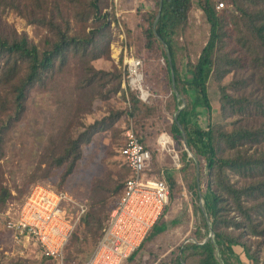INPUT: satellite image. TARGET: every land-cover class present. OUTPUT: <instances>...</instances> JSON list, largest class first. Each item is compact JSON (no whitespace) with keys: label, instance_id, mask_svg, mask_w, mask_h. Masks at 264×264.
Listing matches in <instances>:
<instances>
[{"label":"trees","instance_id":"trees-1","mask_svg":"<svg viewBox=\"0 0 264 264\" xmlns=\"http://www.w3.org/2000/svg\"><path fill=\"white\" fill-rule=\"evenodd\" d=\"M192 1L151 0L149 7L137 8L139 20L133 30H126V51L141 58L143 82H148L152 72L165 74L171 88L165 110L176 112L183 105L172 119L170 133L177 139L184 131L189 150L207 175L204 187L197 186L194 176L189 187L202 199L214 241L205 240L209 227L198 206L204 236L197 230L199 242L179 247L178 253L161 264H187L194 256L199 264H220L216 249L222 264H264V144L241 147L259 130L236 126V118L231 119L230 130L220 122H211L208 96V80L212 78L223 119L230 116L233 108L241 111L250 104L264 112L262 98L231 94L232 82H224L225 75L236 68L264 67V0H221L225 6L222 2L219 9L216 0H196L207 24V36L193 59L187 37ZM108 4L109 0H0V160L10 131L25 115L29 94L37 91L50 100L45 144L29 180L46 179L55 169L62 168L60 186L80 159L81 146L95 133L111 128L123 112L131 117L135 127H143L161 109L158 99L145 103L136 91L123 89L119 68L95 65L96 61L109 58V46L114 40L110 25L114 15L106 9ZM8 10L34 26L37 41L25 32H17L6 21ZM157 51L164 60L163 66L145 61L144 54L154 58ZM179 52H183L182 64ZM125 91L128 107L110 109L106 117L84 122L83 116L96 100H109L117 92L124 99ZM204 114L206 125L199 121ZM107 118L111 120L108 125ZM136 135L147 148L144 137ZM180 159L186 168H195L186 150ZM125 170L127 174L126 165ZM2 174L0 164V210L12 199L2 183ZM231 175L237 178L232 180ZM126 176H118L114 185L111 180H95L91 197L86 199L87 209L65 247V263L73 264L74 255L70 258L68 251L71 246L77 253L90 246L79 264L91 254L108 217L109 212L103 209L106 198L113 193L121 195ZM235 247L245 254L246 263Z\"/></svg>","mask_w":264,"mask_h":264},{"label":"rangeland","instance_id":"rangeland-1","mask_svg":"<svg viewBox=\"0 0 264 264\" xmlns=\"http://www.w3.org/2000/svg\"><path fill=\"white\" fill-rule=\"evenodd\" d=\"M144 4V1L151 5V0H139ZM196 0H193V4L189 13V26L187 30V37L189 40L188 48L190 50V57L193 59L198 53L202 43L207 36V24L205 23L202 11L197 7ZM216 4L221 0H216ZM224 3V1H222ZM111 1L109 0L108 10ZM142 5V4H140ZM225 6V3H224ZM143 8V6H137L135 9V18L133 24L122 23L124 34L121 31H115L112 28V34L114 37L110 43V54L108 59H100L95 62L97 67H103L110 69L116 66L122 71L123 76V59L125 54L131 56L126 51V30H133L136 22H138V11L137 8ZM6 21L13 26L17 32H25L29 38L34 41L38 40V36L34 34V26L28 24L22 17L14 13L12 10H8L5 14ZM122 22V21H121ZM111 25V23H110ZM42 33L44 30L41 31ZM125 35V40L119 42L118 33ZM178 40L183 44L182 37ZM185 41V40H184ZM121 45V51L118 54V61L113 58L116 55L119 46ZM182 46V45H181ZM116 49V51H114ZM115 53V55H114ZM155 57H147L146 62H152L164 65L163 58L158 55V51ZM179 59H183V52H179ZM184 61V60H183ZM143 71V66H142ZM144 72V71H143ZM166 75L161 72H152L148 75V82L144 81L143 86L151 94L145 103H153L158 101L160 103V111L156 113L150 120H147V124L143 127H135V123L131 117L123 112L120 119L113 124L111 128L99 131L95 133L89 140L81 146V157L78 160L73 172L68 175L64 183L60 186L59 175L62 168L55 169L49 177L43 180H29L32 175V170L38 162L41 154L45 139L47 136V125L49 121V112L51 107L49 106L50 100L46 99V96L37 91H32L27 100V109L24 117L18 122L13 129L10 131L7 142L4 147V156L0 160L1 167L3 169L2 183L10 191L12 199L9 200L14 210L19 203L26 196L30 188L34 184H46L53 188L63 189L75 197L84 198L89 200L91 197V187L97 178L104 181L111 180L110 184H116V178L118 176L127 175L125 165L120 155L118 154V148L123 141V127L130 123L137 131L138 135H142L144 138V144L150 150L151 153V164L148 174L159 178L166 179V172L171 170L176 178L179 180L181 188V196L190 204L192 210V216L190 215L189 220L182 224L184 230L183 238L175 244L168 251L160 256H155L154 260L150 264H161L167 261L170 256L174 253L179 252V247L191 242H199L201 237H196L195 232L200 230L202 237L204 236L205 230L203 229V222L198 206L202 202V199L197 195L195 191L189 187L192 183V176H194L197 186H205L207 180L206 170L204 166L199 165L197 158L191 152L192 156L187 154L193 159L195 168L192 169L185 167V163L181 161L180 155L186 149L182 142V136L177 139L173 138L170 133V125L174 118L175 111L172 109L165 110V101L170 98L171 88ZM225 83L232 84L229 86V92L231 94H243L246 93L251 97L262 98L264 103V67L259 70L257 68L246 67L236 68L232 72L228 73L224 77ZM122 83V82H121ZM208 96L212 106L211 109V122H220L228 130L231 129V119L236 118V126H246L248 129L259 130L258 135L253 138L246 139L243 141L241 147L251 146L260 147L264 144V133H260L264 129V112L257 110L253 105H249L244 110H237L233 108L230 110V116L225 117L219 112L218 98L219 93L216 88V84L210 78L208 80ZM158 99V100H157ZM129 106L128 100L122 98L121 93H116L109 100H96L92 106V109L83 116L85 123L93 122L95 119L106 117L109 114L110 109H122ZM105 124L110 123V119L105 120ZM199 121H202L203 125H206V114L201 115ZM165 134L169 137L170 142L163 149L158 143L159 136ZM263 140V141H262ZM196 161L198 164V170L196 169ZM232 180H235L237 176L231 175ZM167 180V179H166ZM113 181V182H112ZM168 182V181H167ZM22 192V193H20ZM20 194V195H19ZM116 193L108 195L103 207L105 213L109 212L110 208L114 205L117 200ZM170 202V197H169ZM165 206L163 213L157 221H159L165 214L167 206ZM156 225V223H155ZM80 236L83 238V232L80 230ZM209 232L206 234L208 236ZM236 252H240L239 247H235ZM90 250L89 244L85 246L84 251L77 253L76 249L71 246L68 251L74 255L73 264H79ZM241 260L246 263L247 258L243 252H240ZM65 260V258H64ZM0 264H56L52 260H46L40 254L37 246L32 241H22L20 243L12 242V239L8 232L0 227ZM187 264H199L198 257H191L187 260Z\"/></svg>","mask_w":264,"mask_h":264},{"label":"built area","instance_id":"built-area-1","mask_svg":"<svg viewBox=\"0 0 264 264\" xmlns=\"http://www.w3.org/2000/svg\"><path fill=\"white\" fill-rule=\"evenodd\" d=\"M110 1L108 11L114 15L111 26L124 34L118 11L120 0ZM222 6L223 3L218 2L216 7ZM123 34L119 32L118 37L119 42L124 43ZM120 51L121 45L116 54ZM121 84L125 90L128 87L136 91L140 100H148L151 94L143 86L141 58L125 54ZM122 134L118 153L128 173L122 193L110 208L101 235L83 264H125L140 247L169 201L167 180L148 174L150 150L140 143L130 123L123 127ZM169 142L165 134L159 136L160 149ZM11 204L0 210V227L9 233L12 242L32 241L42 256L56 264H67L64 262V250L80 216L87 209L86 199L38 183L30 188L14 210Z\"/></svg>","mask_w":264,"mask_h":264},{"label":"crops","instance_id":"crops-1","mask_svg":"<svg viewBox=\"0 0 264 264\" xmlns=\"http://www.w3.org/2000/svg\"><path fill=\"white\" fill-rule=\"evenodd\" d=\"M136 3L137 6L144 5V7H148L146 1L143 4L139 0H120L118 11L120 12L122 23L133 24ZM121 86L125 89L122 84ZM125 100H128L126 91ZM165 176L170 187V202L168 201L167 210L164 216L151 228L140 247L125 264H150L155 256H160L168 251L184 236V228L181 225L189 220L190 215L192 216V210L190 204L181 196L180 182L176 175L168 169Z\"/></svg>","mask_w":264,"mask_h":264},{"label":"water","instance_id":"water-1","mask_svg":"<svg viewBox=\"0 0 264 264\" xmlns=\"http://www.w3.org/2000/svg\"><path fill=\"white\" fill-rule=\"evenodd\" d=\"M158 16H159V14L156 15L155 20L158 18ZM172 83H173V78H172ZM173 89H174V87H173ZM174 92H175L176 97L179 98V95H178V93L175 91V89H174ZM182 107H183V105H179V106H178V108H177V110H176V112H175V115H176L177 111H178L179 109H181ZM175 115H174V117H175ZM181 134H182V142H183V145H184L186 151H188L189 155L192 156L191 152L189 151V148H188V145H187V142H186L185 133H184L183 130H181ZM196 169L198 170V164H197V161H196ZM200 208H201V211L203 212V214H204V216H205V218H206L207 225H208V227H209V234H208V236L205 238V240H207V239L209 238V239L213 242L214 240H213V232H212V230H211V224H210V221H209V219L207 218V216H206V214H205V212H204L202 202L200 203ZM205 240H204V241H205ZM216 256H217V259H218L219 263L222 264V261L220 260V257H219L218 249H216Z\"/></svg>","mask_w":264,"mask_h":264},{"label":"bare ground","instance_id":"bare-ground-1","mask_svg":"<svg viewBox=\"0 0 264 264\" xmlns=\"http://www.w3.org/2000/svg\"><path fill=\"white\" fill-rule=\"evenodd\" d=\"M114 51H116V49H115ZM114 55H115V53H114ZM113 58H114L115 60H117V61H118V59H119V57H118L117 54H116L115 56H113Z\"/></svg>","mask_w":264,"mask_h":264}]
</instances>
